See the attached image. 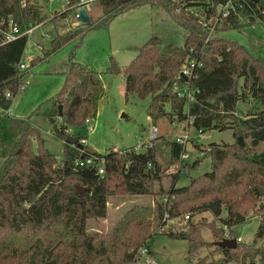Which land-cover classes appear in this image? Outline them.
<instances>
[{"label":"trees","instance_id":"obj_1","mask_svg":"<svg viewBox=\"0 0 264 264\" xmlns=\"http://www.w3.org/2000/svg\"><path fill=\"white\" fill-rule=\"evenodd\" d=\"M43 1L0 0V21L12 19L22 31L35 27L49 18ZM79 1L68 0L65 10L50 18L54 23L69 22V29L57 32L51 49H44L30 65L70 42L79 40V45L87 31L108 27L121 13L143 5L163 9L188 32L184 46L169 44L163 51L161 38L152 36L126 67L111 58L103 73L124 75L127 100L150 96L148 114L153 122L168 116L174 121H188L201 132L232 128L235 142L210 144L206 152L212 160L211 171L184 186L178 185L182 171L190 173L199 159L185 161L182 156L186 146L163 135L153 139L145 150L112 149L105 155L89 154L66 143L59 163L44 147L42 133L31 117L17 119L2 114L24 86L27 68L20 69V63L25 60L29 35L0 45V264H128L136 259L141 247L149 248V240L158 234L156 229L167 224L165 215L171 219L187 212L190 218L211 211L229 229L252 214L264 215V58L218 34L242 30L257 21L264 23L263 7L249 0H234L235 9L210 35L207 24L216 15L212 6L221 0H97L102 14L90 24H75L73 14ZM192 59L202 65L194 67L192 76L180 77L183 66ZM64 73L65 83L54 97V104L64 106L62 116L59 108L47 115L61 117L55 132L65 139L71 126L96 117L106 88L102 73L75 60L73 51ZM175 84L189 87L194 99L178 95ZM240 103L248 104L245 112L239 109ZM34 141L39 146L37 152ZM162 145L167 148L166 157ZM82 156L103 159L104 172L92 166H76V159ZM175 161L184 168L169 175L163 191L167 198L159 200L154 210L145 208L146 212L139 215L132 207L110 231H90L91 218L108 215L111 194L119 189L133 195L153 194L164 177L165 166ZM55 162L60 166L50 169L49 164ZM78 185L86 188L83 195L77 192ZM147 210L154 212L155 223L151 224L148 216L152 213ZM191 228L190 233L167 232L189 240L190 259L204 245L195 227ZM230 232L229 237H234ZM214 234L221 240L226 238L219 229L215 228ZM251 243L254 253H241L246 246L241 242L236 248L217 245L223 253L220 264H256L257 258L264 264L263 224Z\"/></svg>","mask_w":264,"mask_h":264},{"label":"rangeland","instance_id":"obj_2","mask_svg":"<svg viewBox=\"0 0 264 264\" xmlns=\"http://www.w3.org/2000/svg\"><path fill=\"white\" fill-rule=\"evenodd\" d=\"M49 17L43 23L35 26V29L28 37L25 51V62L28 65L23 77L24 86L13 97L9 110H2V114L8 113L12 118H28L37 128L40 129L45 141L44 147L48 149L60 163L64 157V138L58 136L53 129L51 118L47 114L53 108L58 109L60 104H54V97L61 91L66 76L67 63L71 52L74 53L75 60L88 64L90 67L102 73L106 94L100 99L98 113L96 117L90 119L79 126L69 128L72 136L86 138L87 146L92 147L95 152L105 155L114 150H130L142 141L150 139L152 127H158V136H167L175 139L177 136H186L187 158L185 161L195 162L199 159L198 165L191 169L190 173L186 169L182 171L179 186L190 183L192 178L198 177L211 171V157L207 155V149L212 143H234V131L232 128L225 130L211 129L201 132L188 121L181 122L171 120L168 116H163L153 122L148 114L151 104V97L145 98L131 97L128 100L125 96V77L118 74L116 76L104 74L107 66L111 63V58L115 59L121 67H126L137 55L139 48L152 36H158L162 40L161 49L166 51L169 44L184 46L188 32L179 26L163 9H152L148 5L139 6L136 9L121 13L116 16L108 27L95 28L87 31L86 35L78 45L79 40L70 42L60 50L53 52L50 56L30 65L32 60L40 57L43 50H50L52 39L59 33L68 31L69 22H51L56 12H61L66 8L65 0H45L42 2ZM91 19H95L102 14L101 8L95 3L90 12ZM221 37L246 46L255 55L264 58V23L257 21L254 25H249L242 30L229 29L218 33ZM169 109V105H166ZM64 106L62 105V111ZM239 109L246 111L248 104L240 103ZM58 127L61 117H55ZM89 126H93L92 131H88ZM35 142V141H34ZM35 142L34 150L38 151ZM164 157L167 156V148L162 145ZM50 163V169L55 170V166L60 164ZM1 165V161H0ZM179 161L165 166L164 177L160 184H156L155 192L149 195H133L119 189L117 194L108 197L109 212L104 219L91 218L88 221L91 232L110 231L120 217L130 208L135 207L136 213L141 215L143 209L154 210L159 200H166L163 194L168 186L170 174L176 173L183 168ZM67 183H74V180H67ZM161 185V187H160ZM82 186V185H78ZM163 189V190H162ZM147 210V212H151ZM142 212V213H141ZM149 214L151 224L154 221V212ZM185 212L177 218H168L165 215L164 227H158V234L154 235L148 242L151 257L158 264H220L223 253L214 243L221 240L214 234V229H219L222 236L233 232L238 238V243H245L246 246L240 250L241 253H254L250 249L251 242L261 224L264 226V215L252 214L245 222L233 225L231 229L225 227L220 220L215 219L211 211H206L192 215ZM225 216V213L223 214ZM191 226L195 227L200 235V240L204 245L199 248L196 255L189 257V240L184 237L171 236L167 232L173 230L175 233L192 232ZM223 229V230H221ZM221 236V237H222ZM264 249V245L261 247ZM256 264H263L257 258ZM225 264H238L230 261Z\"/></svg>","mask_w":264,"mask_h":264},{"label":"built area","instance_id":"obj_3","mask_svg":"<svg viewBox=\"0 0 264 264\" xmlns=\"http://www.w3.org/2000/svg\"><path fill=\"white\" fill-rule=\"evenodd\" d=\"M68 3V0H66ZM97 2V0H80L76 6L74 17H79L80 11L82 9H86L88 12L91 10L92 6ZM213 5V4H212ZM216 8V15L215 19H211L209 23L207 24L210 29V35L215 31V27L219 22H221L224 18H227L232 10H234V0H221L216 6H212ZM264 12V9H263ZM35 27L31 26L27 28L26 30H21L20 26L15 23L12 19H9L7 22L4 20L0 21V45H3L5 43L14 41L21 37L22 35H30ZM198 65L201 66L202 62H198L195 59H192L189 61L188 64L184 65L180 77L182 76H192L194 67ZM28 65L26 64L25 60L21 61L20 63V69H26ZM175 88L178 91V95L180 96H188L190 100L194 99L193 93L189 89V87L180 88L178 84H175ZM10 95V93H8ZM92 118H87L85 122H89ZM94 128L93 126H89L88 131H92ZM158 136V127L153 126L151 133H150V139L148 141H142L135 145L132 149L136 152L142 151L148 148V146L151 144L152 140L155 139ZM188 138V135L186 136H177L175 139L176 141L183 143L185 145L186 139ZM79 142L85 146H87V139L79 137ZM182 158H187V154H183ZM76 166H92L98 169L99 173L104 172V160L100 157L96 156H88V157H79L75 161ZM189 218V216H187ZM226 238H230L229 235H226ZM151 251L148 247L144 246L141 247L138 250L137 257L134 261L128 263V264H158L157 260L154 258L146 259V257L151 255Z\"/></svg>","mask_w":264,"mask_h":264},{"label":"water","instance_id":"obj_4","mask_svg":"<svg viewBox=\"0 0 264 264\" xmlns=\"http://www.w3.org/2000/svg\"><path fill=\"white\" fill-rule=\"evenodd\" d=\"M252 1L254 3H257L259 5H261L264 9V0H249ZM73 22L75 24H90L92 22V19L88 13V11L86 9H82L80 11V15L79 17H74L73 18ZM59 116H62V104L59 105ZM51 123L53 124V129L56 131L58 130V125L56 123V119L55 117L51 118ZM65 142L70 143L72 145L77 146L79 149L87 151L89 154H93L95 153V150L90 147V146H85L83 144H81L79 142V137L76 136H72L71 134H68L65 138ZM51 167V165H49ZM53 169V168H51ZM86 191V188L83 186H78L77 187V192L80 194H84ZM216 245H218L219 247H227V248H236L238 245V239L237 238H224L220 241L216 242Z\"/></svg>","mask_w":264,"mask_h":264},{"label":"crops","instance_id":"obj_5","mask_svg":"<svg viewBox=\"0 0 264 264\" xmlns=\"http://www.w3.org/2000/svg\"><path fill=\"white\" fill-rule=\"evenodd\" d=\"M65 2H66V0H65ZM66 6H67V2H66ZM89 12H90V11H89ZM89 12H88V13H89ZM89 15H90V14H89ZM97 17H98V16H97ZM73 23H74V22H73Z\"/></svg>","mask_w":264,"mask_h":264}]
</instances>
